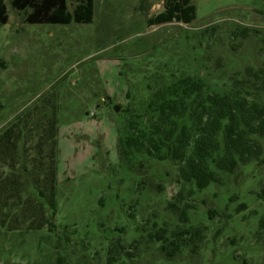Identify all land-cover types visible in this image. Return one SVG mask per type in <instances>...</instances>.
I'll use <instances>...</instances> for the list:
<instances>
[{"label":"rangeland","instance_id":"1","mask_svg":"<svg viewBox=\"0 0 264 264\" xmlns=\"http://www.w3.org/2000/svg\"><path fill=\"white\" fill-rule=\"evenodd\" d=\"M164 1L94 0L90 23L62 25L25 23L26 13L3 0L0 130L23 131L12 135L15 147H0V179L17 178L9 188L25 191L23 181L36 171H22V163L36 158L53 110L57 151L55 231L22 225V209L35 210L29 193L1 194L0 264H106L116 240V264H264V198L257 196L264 162L218 173L219 184L197 191L177 182L171 162L142 155L131 172L119 158L123 110L142 112L147 85L184 75L225 94L235 79L264 75V0H191V24L149 27ZM41 146L44 155L49 146ZM179 192L187 224L167 208ZM187 229L198 236H186L173 257L160 252L157 232L170 240Z\"/></svg>","mask_w":264,"mask_h":264},{"label":"trees","instance_id":"2","mask_svg":"<svg viewBox=\"0 0 264 264\" xmlns=\"http://www.w3.org/2000/svg\"><path fill=\"white\" fill-rule=\"evenodd\" d=\"M69 3L73 6L71 11L68 9ZM12 7L26 13L24 21L28 24H86L92 21L94 0H12ZM194 19L195 7L191 0H165L163 11L148 19L147 24L149 27L172 22L188 25ZM6 22V6L0 0V26ZM156 83L159 86L155 89L147 85L149 96L142 112L123 110L128 117L125 134L118 138L117 149L120 160L126 163L131 172H134L136 165L142 166V162L137 160L138 156L171 162L177 168L178 183L190 184L197 191H202L212 183H220L218 173H233L240 166L264 162V95L258 92L264 91V75L255 72L253 80L235 79L231 90L225 94L210 92L202 80L184 75L170 76V80ZM26 112L13 118L15 128ZM55 112L53 110L51 115L45 117L48 128L44 142L49 146L48 152L42 155L41 145L44 142L40 141L36 158L22 163V171L30 174L31 169L36 171L30 179L26 177L23 181V191L29 193L32 202L37 205L31 203L34 211L28 212V206L22 209V225L27 229L45 228L54 232L56 228ZM10 126L0 130V147H15L13 134L17 138L22 137V129L15 133ZM16 179L10 176L0 179V195L4 199H18L21 196L22 190L12 189L17 187L14 185ZM8 185L13 187L9 188ZM7 187L11 190L9 193ZM257 196L264 198V189ZM187 207L181 192L167 205L168 209L179 211L180 219L185 224ZM22 225L6 226L19 228ZM260 228H264L263 219ZM198 234L197 230L191 232L187 229L177 232L170 240L159 232L154 237L155 242L160 243V252L170 258L184 246L186 236L193 241ZM118 248L116 240L108 250L106 264H116Z\"/></svg>","mask_w":264,"mask_h":264},{"label":"water","instance_id":"3","mask_svg":"<svg viewBox=\"0 0 264 264\" xmlns=\"http://www.w3.org/2000/svg\"><path fill=\"white\" fill-rule=\"evenodd\" d=\"M118 109H119V107H118V106H116V107H115V111L117 112V111H118Z\"/></svg>","mask_w":264,"mask_h":264}]
</instances>
